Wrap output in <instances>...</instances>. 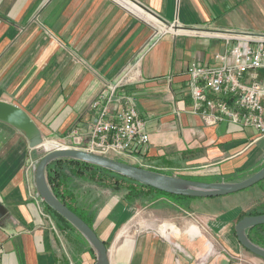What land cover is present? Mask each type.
Returning a JSON list of instances; mask_svg holds the SVG:
<instances>
[{
    "label": "crops",
    "instance_id": "0c3cea01",
    "mask_svg": "<svg viewBox=\"0 0 264 264\" xmlns=\"http://www.w3.org/2000/svg\"><path fill=\"white\" fill-rule=\"evenodd\" d=\"M194 30L264 33V0H0V99L24 107L45 139L60 141L95 119L94 97L139 59L141 76L123 91L134 97L150 141L131 160L184 177L245 170L261 160L264 137L211 126L192 110L188 67L215 63L226 47ZM37 150L0 121V202L9 213L0 220V264H95L97 252L79 230L58 231L47 213L34 179ZM114 205L95 223L106 242L129 214L123 202ZM161 220L123 239L110 264H244L239 250L237 262L220 252L213 262L201 225Z\"/></svg>",
    "mask_w": 264,
    "mask_h": 264
},
{
    "label": "built area",
    "instance_id": "2783aa9c",
    "mask_svg": "<svg viewBox=\"0 0 264 264\" xmlns=\"http://www.w3.org/2000/svg\"><path fill=\"white\" fill-rule=\"evenodd\" d=\"M167 28L174 30L173 25ZM193 32L226 42L223 51L215 52V63H192L187 69L193 112L202 115L211 126L252 128L256 131L254 140L264 137V33ZM139 68L138 59L110 81L107 90L92 101L97 109L95 119L83 131L71 130L62 140L55 141L51 149L83 148L108 157L135 159L149 143L150 133L136 109L134 97L123 88L140 78ZM2 253L0 241V256Z\"/></svg>",
    "mask_w": 264,
    "mask_h": 264
},
{
    "label": "water",
    "instance_id": "95a60500",
    "mask_svg": "<svg viewBox=\"0 0 264 264\" xmlns=\"http://www.w3.org/2000/svg\"><path fill=\"white\" fill-rule=\"evenodd\" d=\"M0 121L15 127L25 135L32 149H45V135L42 133L37 121L21 105H16L8 100L0 99ZM62 158H73L83 160L103 168L113 170L120 175L128 176L139 183L163 190L167 193H174L192 197H216L230 195L249 188L264 179V166L256 173L240 181H197L184 178L175 174H165L153 171L143 166H137L128 161H120L114 157L104 156L98 153H91L83 148H54L48 151L39 161L35 170L36 188L43 201L52 209H55L67 221L71 222L77 230L85 237L94 251L97 252L95 264H110V256L105 241L97 235L95 230L82 219L71 208L67 207L52 191L47 179V168L52 161ZM8 210L0 202V220L8 216ZM264 224V213L261 215H246L239 219L235 225V232L239 243L246 250H249L259 258L264 259V246L254 243L248 235L247 230Z\"/></svg>",
    "mask_w": 264,
    "mask_h": 264
},
{
    "label": "rangeland",
    "instance_id": "374dc122",
    "mask_svg": "<svg viewBox=\"0 0 264 264\" xmlns=\"http://www.w3.org/2000/svg\"><path fill=\"white\" fill-rule=\"evenodd\" d=\"M241 132L244 133V131L250 133L256 131L252 128H243L240 129ZM52 136L46 139L45 146L49 143V147L46 146L45 149H38L33 154L34 159V168L36 170L37 168V161L40 160L47 152V149H50L54 145V141H52ZM263 143H259V145L264 144V139L262 141ZM52 143V144H51ZM51 147V148H50ZM259 162L255 164L254 166L246 167L245 171H248V175H252L255 168H258L259 166L264 164V147L262 148V152L259 154ZM118 158V157H114ZM123 161H128L130 163H137L140 164L137 161H132L130 157H123L119 158ZM144 164V161L141 162ZM177 175V174H175ZM180 176V175H178ZM246 176V177H247ZM197 181H206V182H215V181H238L242 178L238 177H230V178H220V177H189ZM256 186L254 189L247 190L246 188L243 191H239L236 193H231L230 195L220 196L221 199L214 200L213 198L216 197H203V199H192L195 201L191 202V208H188L187 210L181 208L179 204H176L174 202H171L170 199L162 198L160 201H158L156 204H148V205H140L135 204L133 207H127L129 214L128 217L123 220L124 223L117 226L116 229H114L113 238L110 239L107 243L108 251L110 253L111 259H115L114 255L117 252L116 248L119 244L122 243V240L126 237H132L136 239L138 236L137 234L142 231L143 229L148 228H155L157 225L165 222L163 217L165 219H168V221L172 222L173 220H177L179 224H182V227L185 228L187 224L194 222L195 224L201 225V228L203 233L205 234L206 240L211 241V248H212V259L213 262L216 259L215 254L220 252L224 256L227 255V257L232 262H237V257H235V253L233 252L239 250L242 251L241 255L242 260L244 261V264H264V259L257 257L255 254L250 252L249 250H246L244 247L239 244V241L237 239V235L235 232V225L239 219V214L243 211L248 210L249 208L259 204V200L264 198V194L262 191V188L258 187L259 183L253 185ZM253 186L249 188H253ZM79 200H86L89 203H94V206L99 209V212L106 213L109 211L110 206L113 203H116L115 209L117 208V204H120L123 202V196L124 192L119 193L116 191L111 190L110 188L102 187L99 185H95L89 182H82L81 188L79 189ZM122 201V202H121ZM125 203V202H124ZM122 205V204H121ZM170 219V220H169ZM54 222L56 223L57 230L60 231L59 225L57 221L54 219ZM181 226V225H180ZM177 228V227H176ZM223 229V232H220L219 229ZM178 229V228H177ZM181 229V227H180ZM122 233L123 238L121 237V241H117V235L118 233ZM162 232L164 234L165 231L162 228ZM221 236V237H219ZM223 238L227 242V246L223 245L221 242V239ZM88 241V240H87ZM235 246L239 249H234L231 251L230 247ZM228 254H227V253ZM244 258V259H243ZM251 260V261H250Z\"/></svg>",
    "mask_w": 264,
    "mask_h": 264
},
{
    "label": "trees",
    "instance_id": "16d2710c",
    "mask_svg": "<svg viewBox=\"0 0 264 264\" xmlns=\"http://www.w3.org/2000/svg\"><path fill=\"white\" fill-rule=\"evenodd\" d=\"M117 159L123 161L122 159ZM136 165L140 167L143 166L153 171H159L168 175L173 174L172 172L170 173L163 171L160 168H152L145 166L142 163ZM263 166L264 164L259 166L258 168H255L252 173H256ZM247 175L248 171L238 170L232 172L230 175L223 176L222 178L226 179L230 177H243L245 179ZM184 178L189 177L186 176ZM47 179L49 181L52 191L57 195V197L67 207L71 208L82 219L88 222L89 225L95 230V232V223L98 218L99 209L94 206V203H89L84 199L81 201L79 200L80 192L78 191L81 188L82 182H89L95 185L110 188L111 190L119 193L124 192L123 203L125 202V206L129 207H133L137 203L140 205L156 204L162 198H167L170 199L171 202L179 204L181 208L187 210L188 208H191V202L195 201L192 199H200L198 197H192L187 195L183 196L174 193L170 194L163 190H159L157 188L155 189L151 186L139 183L138 181L128 176L120 175L119 173L113 170L110 171L109 169L103 168L102 166H99L97 164L94 165L92 163H88L83 160H76L73 158H62L52 161V163H50L47 168ZM223 182L229 181L224 180ZM255 187L256 186H253V188H248L247 190L254 189ZM258 187L262 188L264 194V179L259 182ZM201 199H203V197H201ZM218 199H221V197L216 196V198H213L212 200L215 203L216 201L214 200ZM44 204L47 213L54 217L60 227L67 226L77 229L71 222L67 221L55 209L50 208L46 203ZM262 213H264V198L259 200V204L249 208L244 212L242 211L238 217L239 219H242L246 215H261ZM247 232L254 243L258 244L259 246H264V224L252 227L248 229ZM105 243L106 245H108L106 241ZM90 248L94 251L92 246H90Z\"/></svg>",
    "mask_w": 264,
    "mask_h": 264
},
{
    "label": "bare ground",
    "instance_id": "6f19581e",
    "mask_svg": "<svg viewBox=\"0 0 264 264\" xmlns=\"http://www.w3.org/2000/svg\"><path fill=\"white\" fill-rule=\"evenodd\" d=\"M52 144V143H51ZM47 147H49V143L46 145ZM44 147H45V143H44ZM46 148V147H45ZM51 148V147H50Z\"/></svg>",
    "mask_w": 264,
    "mask_h": 264
}]
</instances>
